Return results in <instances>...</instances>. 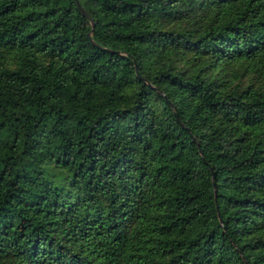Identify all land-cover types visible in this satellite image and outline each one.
I'll list each match as a JSON object with an SVG mask.
<instances>
[{
    "label": "trees",
    "instance_id": "16d2710c",
    "mask_svg": "<svg viewBox=\"0 0 264 264\" xmlns=\"http://www.w3.org/2000/svg\"><path fill=\"white\" fill-rule=\"evenodd\" d=\"M79 2L0 0V264H264V0Z\"/></svg>",
    "mask_w": 264,
    "mask_h": 264
},
{
    "label": "water",
    "instance_id": "95a60500",
    "mask_svg": "<svg viewBox=\"0 0 264 264\" xmlns=\"http://www.w3.org/2000/svg\"><path fill=\"white\" fill-rule=\"evenodd\" d=\"M75 3H76V5L78 6L79 10H80L83 14H85L86 16H88V13H87L86 10L83 8V6L80 4L79 0H75ZM91 24L93 25V21H92V20H91ZM88 35H89V33H88ZM89 37H90V35H89ZM135 69H136V67H135ZM136 72H137V69H136ZM138 76L141 78V75H138Z\"/></svg>",
    "mask_w": 264,
    "mask_h": 264
}]
</instances>
